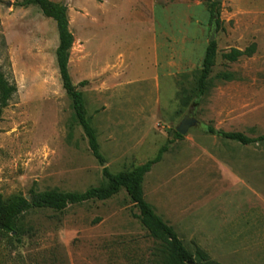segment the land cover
<instances>
[{
    "label": "rangeland",
    "instance_id": "obj_1",
    "mask_svg": "<svg viewBox=\"0 0 264 264\" xmlns=\"http://www.w3.org/2000/svg\"><path fill=\"white\" fill-rule=\"evenodd\" d=\"M23 1L0 0V65L16 87L0 120L1 198L84 192L106 182L104 168L130 171L168 144L142 184L156 214L191 252L199 247L218 264H264V143L206 132L264 136V0L218 3L215 64L197 105L214 0H51L67 7L69 74L103 163L62 87L55 22ZM252 44L250 57L223 58ZM190 112L200 126L176 138ZM138 214L123 190L61 212L33 209L19 241L0 233V264H154L155 242Z\"/></svg>",
    "mask_w": 264,
    "mask_h": 264
},
{
    "label": "trees",
    "instance_id": "obj_2",
    "mask_svg": "<svg viewBox=\"0 0 264 264\" xmlns=\"http://www.w3.org/2000/svg\"><path fill=\"white\" fill-rule=\"evenodd\" d=\"M30 5L37 6L45 17L55 22L58 33V46L55 50V56L62 87L71 102L74 118L83 130L92 156L100 163H103L104 158L99 151L95 130L91 126L90 119L86 116L83 94L72 83L69 74L68 62L74 37L69 29L67 7L51 0H24L21 4L23 7ZM218 5L217 2L212 3V18L214 11L217 12L219 17ZM216 25H219V20L216 21ZM254 51L255 45L252 44L243 51L231 49L223 55V58L228 62H235L242 56L250 57ZM216 53V42L209 41L201 69L197 71L195 77V105L198 104L206 93L209 77L215 64ZM221 79L231 80L232 76L224 73L221 75ZM86 84L87 81L84 80L78 86L82 87ZM15 93L16 87L6 80L0 65V120L2 110L8 105V102ZM206 132L241 145L264 143V136L252 138L238 132H223L211 126L206 127ZM175 137L181 138V135L176 132ZM167 148L168 144H164L154 158L130 171L112 174L107 168H104L103 175L106 178V182L100 186L89 187L84 192H64L58 190L31 191L30 200L19 196L5 201L0 196V233L12 234V237H15L16 241H19L20 236L24 233L21 224L23 216L33 209H50L61 212L72 205L89 201L109 200L123 190L130 202L137 208L139 212L137 219L141 226L155 242L154 264H188L190 261L192 264H218L199 247H196L194 252L189 251L173 227L157 215L154 208L145 200L142 187L144 177L155 164L162 160Z\"/></svg>",
    "mask_w": 264,
    "mask_h": 264
},
{
    "label": "water",
    "instance_id": "obj_3",
    "mask_svg": "<svg viewBox=\"0 0 264 264\" xmlns=\"http://www.w3.org/2000/svg\"><path fill=\"white\" fill-rule=\"evenodd\" d=\"M217 3H220L221 0H214ZM218 18L217 12L214 11L213 19H212V34L209 37V41H215L214 33L216 31V20ZM200 126V122L194 117V113L190 112L183 116L182 120L178 124V126L175 128L176 132L181 135L185 136L188 131L191 128H198ZM27 200H29L28 197H25ZM188 264H192V262H188Z\"/></svg>",
    "mask_w": 264,
    "mask_h": 264
}]
</instances>
